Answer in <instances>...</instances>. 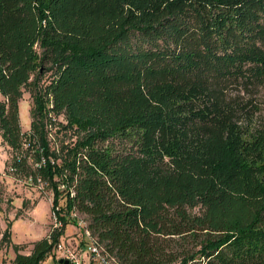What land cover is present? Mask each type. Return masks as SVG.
<instances>
[{"label": "trees", "instance_id": "trees-1", "mask_svg": "<svg viewBox=\"0 0 264 264\" xmlns=\"http://www.w3.org/2000/svg\"><path fill=\"white\" fill-rule=\"evenodd\" d=\"M263 81L264 0H0L8 169L60 221L9 264H38L72 211L119 264H264Z\"/></svg>", "mask_w": 264, "mask_h": 264}, {"label": "rangeland", "instance_id": "rangeland-1", "mask_svg": "<svg viewBox=\"0 0 264 264\" xmlns=\"http://www.w3.org/2000/svg\"><path fill=\"white\" fill-rule=\"evenodd\" d=\"M256 100L259 109L254 114L255 119L264 122V81L258 87ZM30 103L31 97L23 89L16 102L21 130L28 128ZM61 119L59 114L54 119V126L48 125L47 136L49 143L54 146L59 140L66 141L72 137L68 130L58 129L57 120ZM9 160L10 148L0 137V264H9L17 252L28 253L33 242L46 236L52 225L49 186L42 180L33 182L23 175L15 174L8 169ZM30 162L33 165L34 162ZM56 208L55 205L54 213ZM68 217L69 221L64 224L56 241L82 254V246H79L82 244L81 233L76 221H84L83 214L75 212ZM53 245L38 264H63L58 262L60 254ZM83 262L86 264L85 257Z\"/></svg>", "mask_w": 264, "mask_h": 264}, {"label": "built area", "instance_id": "built-area-1", "mask_svg": "<svg viewBox=\"0 0 264 264\" xmlns=\"http://www.w3.org/2000/svg\"><path fill=\"white\" fill-rule=\"evenodd\" d=\"M36 180H39L38 176H36ZM53 210L54 209H51L52 225L50 230H58L60 221L55 216ZM71 214L74 215L75 212L72 211ZM76 225H79L81 234L86 238L82 243V254L76 253L69 247L62 245L59 241H55L53 245L54 248L59 252L60 257L66 259L65 264H85L83 262L84 257L86 258V264H119L111 256H108L93 238L89 237L88 230L85 228L84 221H82V219H78V221H76ZM78 249L80 250V248Z\"/></svg>", "mask_w": 264, "mask_h": 264}, {"label": "water", "instance_id": "water-1", "mask_svg": "<svg viewBox=\"0 0 264 264\" xmlns=\"http://www.w3.org/2000/svg\"><path fill=\"white\" fill-rule=\"evenodd\" d=\"M58 262H61V263L65 264L66 263V259L59 257L58 258Z\"/></svg>", "mask_w": 264, "mask_h": 264}]
</instances>
